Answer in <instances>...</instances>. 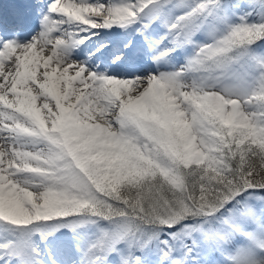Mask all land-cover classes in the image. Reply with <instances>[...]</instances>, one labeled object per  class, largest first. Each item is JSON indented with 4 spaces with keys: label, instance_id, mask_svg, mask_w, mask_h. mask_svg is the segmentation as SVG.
Segmentation results:
<instances>
[{
    "label": "snow or ice",
    "instance_id": "obj_1",
    "mask_svg": "<svg viewBox=\"0 0 264 264\" xmlns=\"http://www.w3.org/2000/svg\"><path fill=\"white\" fill-rule=\"evenodd\" d=\"M0 36V264H264V0H38Z\"/></svg>",
    "mask_w": 264,
    "mask_h": 264
},
{
    "label": "bare ground",
    "instance_id": "obj_2",
    "mask_svg": "<svg viewBox=\"0 0 264 264\" xmlns=\"http://www.w3.org/2000/svg\"><path fill=\"white\" fill-rule=\"evenodd\" d=\"M38 29H39V27L36 26V27L33 28V31H36V30H38ZM19 32H20V30H19ZM21 33H23V32H21ZM20 36H21V35H20Z\"/></svg>",
    "mask_w": 264,
    "mask_h": 264
}]
</instances>
